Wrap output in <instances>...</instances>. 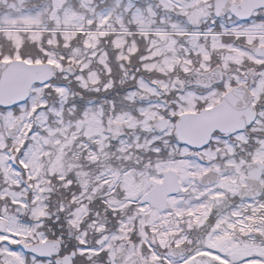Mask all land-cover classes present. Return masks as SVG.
<instances>
[{
  "label": "snow or ice",
  "instance_id": "snow-or-ice-1",
  "mask_svg": "<svg viewBox=\"0 0 264 264\" xmlns=\"http://www.w3.org/2000/svg\"><path fill=\"white\" fill-rule=\"evenodd\" d=\"M0 264H264V0H0Z\"/></svg>",
  "mask_w": 264,
  "mask_h": 264
}]
</instances>
